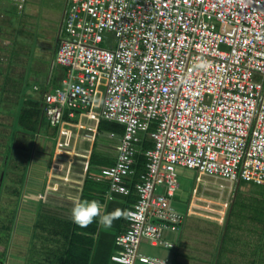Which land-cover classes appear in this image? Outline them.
Segmentation results:
<instances>
[{
	"label": "built area",
	"instance_id": "obj_1",
	"mask_svg": "<svg viewBox=\"0 0 264 264\" xmlns=\"http://www.w3.org/2000/svg\"><path fill=\"white\" fill-rule=\"evenodd\" d=\"M63 27L56 62L66 74L43 96L59 140L36 198L43 208L64 179L74 185L72 203L87 178L109 183V201L134 188L127 210L139 209V218H124L111 262L171 264L140 249L176 247L165 234L184 222L173 204L179 167L199 172L198 210L221 209V218L231 203L206 200L213 187L232 196L242 182L264 188V0H70ZM102 121L125 131L114 165L90 174ZM74 135H84L88 149L63 140ZM145 137L153 148L140 151ZM63 153V172L76 166L79 179L58 172ZM140 153L145 170L133 181ZM58 199L67 201L64 193Z\"/></svg>",
	"mask_w": 264,
	"mask_h": 264
},
{
	"label": "trees",
	"instance_id": "obj_2",
	"mask_svg": "<svg viewBox=\"0 0 264 264\" xmlns=\"http://www.w3.org/2000/svg\"><path fill=\"white\" fill-rule=\"evenodd\" d=\"M64 35V27L62 28V34ZM14 91V90H13ZM11 91V93L13 92ZM3 104L6 106L11 105L9 99L12 97L5 98V95L2 94ZM7 102V103H6ZM1 103V104H2ZM12 103V102H11ZM40 102L34 99H26L24 100V106L22 110L15 117V124L6 127V134L4 131H0V137H6L7 142L2 146L0 151V156L5 164H7V169H3L0 166V206L1 208H10L11 217L7 220L0 219V235L5 236V239H1L0 236V246H4L2 252H0V264H6V259L8 257L10 245L12 238L11 233L13 228L16 226L18 209L20 202L23 198L24 188L26 186L29 164H30V149H32L31 138H36L38 131L41 129V117L42 111L40 110ZM1 113V110H0ZM99 134L101 138L104 139V134L112 135L114 134L117 137H122L125 131L123 125L116 122L102 121L98 128ZM144 142L140 147V151L147 150L153 148V143L148 137L144 138ZM30 148V149H29ZM26 152L29 155L28 160L25 163H20L14 158H16L17 151ZM31 151V150H30ZM18 153V154H19ZM24 154V153H23ZM93 156H96V151H94ZM93 159L91 160L90 170H94V168L100 167H109V164L106 162H100ZM7 159V160H6ZM138 166L136 169V176L133 178V181L139 180V176L142 172H144V156L140 153L137 155ZM10 162V163H9ZM112 166V165H111ZM91 173V172H90ZM12 177L10 179L7 176ZM246 183H240L238 187V192L240 191V187L245 185ZM252 187L260 188L254 190L253 192L259 193V196L256 197L257 201L253 202L254 208L257 213L264 214V188L259 186ZM15 186H17L15 188ZM110 189L109 183L104 180L103 182H96L91 180L90 178L86 179L81 200H96L99 201L100 204L106 206L104 215L111 213L117 208L121 210H127L130 208L136 201L137 196L134 193V188H132V193L130 196H122L121 201H109L107 197V191ZM12 194L13 201H8L6 205H3L4 201L1 197L2 195ZM240 194V192H239ZM238 193L233 197L231 201V205L227 210V220L225 226H223V231H229L231 227H234V223L232 224L233 218L240 216H235L240 212L239 207L249 206L247 203H238L237 202ZM241 200V199H240ZM245 202V201H244ZM41 209V208H39ZM252 212V210H251ZM72 210L64 208L62 202L57 200L48 199L45 205L44 212L42 214L41 210H39L38 219H42V226L40 230V234L38 236V243L36 249L33 250L32 255L27 259V263L29 264H113L111 262V256L113 255V251H118V247L115 245L116 236L106 232V228L101 226L98 222L99 218L96 219L91 225L87 228H80L74 222L72 224ZM243 219L241 222L249 221L252 224H256L255 230L260 229V226L264 227V219L258 220L253 215L242 216ZM264 217V216H263ZM73 225L72 232H70V226ZM119 227V228H118ZM262 227V228H263ZM111 228H118V232L124 231L126 228V223L123 217L113 222ZM36 230V228H35ZM34 230L33 238L36 236ZM122 231V232H123ZM120 234V233H119ZM257 234V232H256ZM223 238L225 234L222 235ZM36 238V237H35ZM221 238V240L223 239ZM262 246H264V236L261 241ZM252 245V244H251ZM264 251V250H263ZM103 253V254H102ZM246 257L243 259L245 264H264V257L258 262V258H254L253 252L250 254H245ZM218 264H223L221 260L218 261Z\"/></svg>",
	"mask_w": 264,
	"mask_h": 264
},
{
	"label": "crops",
	"instance_id": "obj_3",
	"mask_svg": "<svg viewBox=\"0 0 264 264\" xmlns=\"http://www.w3.org/2000/svg\"><path fill=\"white\" fill-rule=\"evenodd\" d=\"M0 19H2L4 24H7L8 26V30L6 28H1L0 27V53L1 51H3L5 56L1 57L0 54V60L2 58H5V62L6 59L10 60V65L14 66V65H21L19 68H17L15 70L14 76L10 75L8 78V80H6L5 82H1L3 80V78H1L3 75H5V73L7 74V72L10 71L11 67L9 64H6L5 62H0V107H4L3 111H1L0 113V131L1 130H8L6 127H9L10 125H13L11 123V121L15 120V117L18 115V113L20 112V110H22L23 106H24V100L30 98V99H34L39 101L40 103V110L42 111V117H41V129L38 131L36 138H31V144H33V142L36 140V143H34V147L31 149L30 153V164H29V171H28V177H27V182H26V186L24 188V192H26L25 198H29L28 200V204H25V202L22 201L20 202L19 205V209H18V215H17V221H16V227H19L22 224V220L26 219L25 216V211L22 210L24 209V207L26 206L27 210H32V212H27L26 215H32L31 217H29L28 221V231L25 233V237L28 238L27 244L24 245V248L27 246L28 251H27V256L25 253V256L22 258V261L25 259L27 260L31 255L34 249H36L37 247V243H38V236L40 234V230H41V226H42V217L41 218H37L38 214H39V210H41V212H43V208H42V203H40L38 200L34 201L32 199L36 198V193L39 192V190H42L43 187H45V176L47 173V169L50 166V161L51 158H53L55 152H56V147H57V142L59 140V134L56 131V129L51 128V126L49 125V122L47 121V118L45 117L44 113H43V96L45 93L51 92L50 89H52V91H54L57 87L60 86L62 79L65 77V71H59L60 76L56 78V84L52 87L49 88L48 87V82L51 81V79H49L50 77H47V74L45 76V80L47 81L46 83V87H42L39 86L37 84H34L33 88H30L31 83H30V77H27V73L29 71V64L26 62V57L21 56V54L27 53V49L25 48L26 44L28 45V39H29V35L25 32L26 30V26H27V19H26V15L27 13L25 12V6L27 4V0H24L22 2V0H9L11 3H7L5 0H0ZM6 11V16H4L1 11ZM62 23H64V12L62 13ZM26 20V21H24ZM20 27H23V29L18 30V33H24V37L21 36V40L19 39V34L16 33V30L19 29ZM62 34V32H61ZM59 36V34H58ZM57 36V39H58ZM61 38V36H59ZM16 40V42H18V44H20V48H18L17 50L21 53H17L15 52L14 56H12L13 50H11V48H14V41ZM2 41V42H1ZM22 42V43H20ZM24 46V47H23ZM20 55V56H19ZM56 61V58L54 59ZM54 60H52V64L54 63ZM24 65L25 67V72H23L22 66ZM5 67V68H4ZM4 68V70H3ZM53 72V68L49 67V73ZM14 90V91H13ZM11 91H13L11 93ZM2 94L5 95V98L8 97H12L11 99H9L10 104L9 106H6L5 104H3V99H2ZM12 102V103H11ZM2 103V104H1ZM7 103V102H6ZM6 126V127H5ZM71 130V129H68ZM76 129H73L70 131V133L73 131H75ZM68 133V134H70ZM120 138L121 137H111V135H108L107 137L101 138L100 140V135L97 136L96 142L94 144V149H93V154L94 151H96V156H92V159L94 157L95 160L100 161V162H106L107 164H109V167L112 165H114V163L117 161V157L115 152L117 150V147L119 146L120 143ZM61 139V138H60ZM64 141H68L70 143V147L74 150L79 149V150H86L89 147V143L86 140L85 136H79V137H75V135L73 137H63ZM108 145V148L106 145ZM37 149V150H35ZM112 149V150H111ZM26 154V153H25ZM22 155V154H21ZM28 155V154H27ZM60 160L63 162L61 163V165L58 168V172L62 175V178L64 177H68L69 179H79V176L76 175V172L79 173L78 169L76 168V166H74L72 168V173L71 174H66L63 172V170L67 167V165L69 163L66 162V157H68L65 153L61 154L60 156ZM40 159V164H36L32 167L31 164L34 161H37ZM42 160H45V162H43ZM24 163L26 161H23ZM63 164V165H62ZM180 171H182V168L179 169ZM190 170V169H189ZM31 171V172H30ZM100 171V167L94 168V170L89 169V172H91L90 174H97ZM195 171V170H194ZM66 174V175H65ZM179 174V179H180V189L176 195V198L173 201V204L180 210L182 211L181 208H179L180 203H185L187 200L184 198V193L190 191V189L192 188V182L189 183L186 182L185 180H182L180 176H182V173L180 175V172L178 171ZM65 180V179H64ZM64 180H60V181H56V185H57V192L54 193L52 195V197H49V199L54 200L58 199L61 197V194L64 193V197L67 199V201H62V204L64 206V208L66 209H70L72 210L73 208V203L71 201H68L70 198L73 199L72 197V192L75 190L74 189V185L72 184H66L64 183ZM38 182V184H37ZM190 185V188L188 187ZM195 186V185H194ZM239 186V185H238ZM197 187V186H196ZM196 187H193L192 190V196H193V191ZM213 187L212 190H214ZM39 189V190H37ZM191 193V192H190ZM210 193V192H208ZM205 193L203 194L204 198L207 200H211V201H217L216 198H208L207 194ZM236 193V192H235ZM234 193V195H236ZM222 196V195H221ZM235 197V196H234ZM23 198H24V193H23ZM22 198V200H23ZM26 198V199H27ZM123 198L121 195H116L115 201H121ZM228 198V197H227ZM59 200V199H58ZM176 200H178L179 202H176ZM61 201V200H60ZM192 201L195 202L194 205H196L197 200H194L192 198ZM191 201V202H192ZM220 202L224 203L225 201H227V199H220ZM205 202H200L198 205H201ZM217 205V203H216ZM106 206L101 207V215H104V211ZM41 208V209H39ZM198 208V207H197ZM213 211L216 213L220 212L221 209L216 210L213 209ZM204 212V211H203ZM196 215V220L194 224L195 227V231L197 228L196 233H200L201 231L203 232L205 230V232H208L209 235L213 233V231H211V229L206 225L207 222H203L204 220H208L206 219L208 217V215H204V217L202 215H200L199 213L194 214ZM193 215V216H194ZM204 218V220L202 219ZM212 219H216L215 223L212 224H217L221 226V231H220V235L219 233L217 235H215L214 233L211 235L215 238H219L220 243H221V238H223V236H221V232L223 233L222 229L223 226H225V224L227 223V217L222 218L221 219V223H220V219L217 217H213ZM201 221V222H200ZM71 222L73 224V220L71 218ZM214 222V221H212ZM233 222V221H232ZM220 223V224H219ZM71 224L70 226V232H72L73 229V225ZM233 224V223H232ZM184 225V222H183ZM182 225V229L178 233L177 236H175V239H172V241L174 243H176V247L174 249H164V248H158V247H152L147 243H143L146 246H150L151 248H148L147 251L142 250V248L140 249V252L142 254L148 255V256H153V257H159L162 259H166L168 261H170L171 264H189L190 261L193 260H188L191 258H195L192 257L190 255V253L185 252V250H189V237L191 236H187V234H185V230L187 228H184V226ZM211 226V224H208ZM234 225V224H233ZM36 228V230H35ZM119 228V227H118ZM118 228H106V232H109L110 234L113 233V235L117 236L119 233L118 232ZM202 229V230H201ZM231 229V228H230ZM34 230L36 233V238H33L34 235ZM175 233V234H176ZM15 235V234H14ZM202 236H204V234L201 233ZM233 234L229 235V231L228 234L226 235V237L224 238H228ZM23 238V237H21ZM15 240V243H13V241ZM219 240L218 243H219ZM213 242V244H217ZM211 243V241H209ZM208 242V243H209ZM213 244H209L208 245V250L212 248ZM11 247L12 246H17L16 243V238L15 236L12 238L11 241ZM20 246V245H19ZM117 251H113V254H115ZM149 252V254H148ZM209 252V251H208ZM151 253V254H150ZM211 253V252H209ZM245 252H243L242 254H244ZM103 254V253H102ZM233 254V252H232ZM238 254V253H237ZM19 261H21L20 256L18 255ZM208 258H210V254L208 255ZM205 257L201 258V260H198L200 262H203V264H205L206 260H204ZM231 260V259H230Z\"/></svg>",
	"mask_w": 264,
	"mask_h": 264
},
{
	"label": "rangeland",
	"instance_id": "obj_4",
	"mask_svg": "<svg viewBox=\"0 0 264 264\" xmlns=\"http://www.w3.org/2000/svg\"><path fill=\"white\" fill-rule=\"evenodd\" d=\"M7 3H13L10 2L9 0H5ZM1 2V1H0ZM70 0H27V4L25 6V12L27 13L26 15V19H27V26H26V30L25 32L29 35V39H28V45L26 44L25 48L27 49V53L21 54V56L26 57V62L29 64V71L27 73V77H30V83L31 86L30 88H33L34 84H37L39 86L42 87H46V83L47 81L45 80V76L47 74V77H50L49 79H51V81H49L48 87L52 88L55 84H56V78L60 76L59 71H63L64 72V68L59 66L57 64V62L54 60L57 57V53H58V48L60 46V41L58 42L57 40V36L59 34V30H60V26H61V22H62V13L65 11V8L68 6ZM1 13L6 16V11H1ZM3 20L0 19V27L1 28H6L8 25L4 24L2 22ZM26 21V20H24ZM8 30V27L6 28ZM23 29V27H20L19 29L16 30V33H18V30ZM19 34V39L21 40V36H25L24 33H18ZM60 36H62L60 34ZM61 39V38H60ZM2 42V41H1ZM22 43V42H20ZM14 48H11V50H13L14 53H12V56H14L15 52L17 53H21L19 52L17 49L20 48V44H18V42H16V40L13 43ZM104 46V45H102ZM24 47V46H23ZM1 57L5 56L3 51H1ZM20 56V55H19ZM52 60H54V63L52 64ZM0 62H5V58H2L0 60ZM6 64L10 63V60L6 59ZM10 65V64H9ZM21 66V65H20ZM19 65H10L11 69L9 72H7V74L5 73V75H3L1 78H3V80L1 81L2 83L5 82L6 80H8L10 75L14 76L15 70L17 68L20 67ZM1 67V65H0ZM49 67L53 68V72L49 73ZM5 68V67H4ZM3 68V70H4ZM23 72H25V67L24 65L22 66ZM59 70V71H58ZM48 72V73H47ZM66 73V71H65ZM50 91L52 92V89H50ZM4 107H0V110L3 111ZM5 110V109H4ZM11 123L14 125L15 124V120L11 121ZM3 130H1L2 132ZM8 132V131H7ZM6 131H4L5 135L7 133ZM7 135V134H6ZM104 137H107L108 134H104L102 135ZM101 140V137H100ZM7 142L6 137L3 138L2 136L0 137V151L2 149V146ZM34 143H36V140L33 142L32 147H34ZM106 145V144H105ZM108 148V145H106ZM30 149V148H29ZM31 150V149H30ZM29 150V152H30ZM37 150V149H35ZM112 150V149H111ZM19 153V151H17ZM20 152H22V150H20ZM16 154V158H14L15 160L18 159V161L20 163H24L23 161H27L29 155L25 154L26 152H22L19 154ZM24 153V154H23ZM119 153V149L117 147V150L115 152L116 156ZM22 154V155H21ZM118 158V157H117ZM3 156L1 158L0 156V166L3 169H7V164L4 163L3 161ZM7 160V159H6ZM43 162H45V160H42ZM36 164H40V159L37 161L32 162L31 166L33 167ZM10 163V162H9ZM182 167L178 168V171L180 172V175L182 173L181 179L185 180L186 182L189 181V183L192 182V188L190 189L189 193L185 192L184 193V198L187 200L185 203H180L179 208L182 209V213L184 215V228H187L185 230V234H187V236L189 237L188 241H189V250H185V252L190 253V255L192 257L195 258H191L188 260H193L190 261L189 264H203V262H200L198 260H201V258L205 257L204 260H206L205 264H218V261L221 260L223 262V264H245L246 262L243 261V259L246 257L245 254H250L251 252H253V256L254 258H258V262L259 259L261 260L264 257V246H262L261 241L263 239L264 236V227L263 225L260 226V229H256V224H252L249 221H245V222H241V220L243 219V215L244 216H248V215H253L254 218L256 217L258 220H263L264 219V214H260L257 213L254 208V205H252V207L250 206L253 202L257 201V198L259 196V193L257 192H253L254 190L260 189V188H255L252 187L251 185L245 184L243 186L240 187V194L238 192V190L236 191V195L238 193V198H237V202L238 203H247V205L249 206H244V207H239L240 212H235L238 213L235 216H240L239 219H237L238 217H234L233 218V222L234 223V227H231V229H229V235H231L230 237L223 238L220 240L219 238H215L213 236H211L213 233L215 235H217L219 233L220 235V231H221V226L217 225V224H212L216 222V219H212L213 217H217L220 219V223H221V217L218 213L215 214L214 211L212 210H208L205 213L202 210H198L196 205H193V201L192 198L194 199V196H192V190L193 187H196L197 182L199 181V172L194 171V170H189L187 168H182V171H180L179 169ZM31 172V171H30ZM1 174V173H0ZM12 177V175L7 176L8 179H10ZM29 178V177H28ZM209 180V179H208ZM210 181V180H209ZM189 185V184H188ZM195 185V186H194ZM17 186H15L16 188ZM190 188V185L188 186ZM219 187L214 188V190L211 193L207 194L208 198H216L217 200H222L225 198L228 199V203H231L233 196L227 194L228 191H225V193L222 195L220 194L218 191ZM191 192V193H190ZM26 192H24V198L22 200V204L23 202H25V204H28V200L29 198L27 195V199L25 198ZM222 195V196H221ZM3 198V205H6V203L8 201H13V195L12 194H6V195H2L1 196ZM228 197V198H227ZM241 199V200H240ZM32 200H36L37 198H34ZM192 201V202H191ZM245 201V202H244ZM176 202H179L178 200H176ZM218 209L220 207H217ZM45 209V205L43 206V210ZM214 209V208H212ZM216 209V208H215ZM25 211V216L26 219L22 220V224L19 227H14L13 231L11 233V237L16 238V243L17 246H12L9 249V253H8V257L6 259V264H29L27 263V260H23L22 258L25 256H27V251L28 248L27 246L24 248V245L27 244L28 238L25 237V233L28 231V224H29V217H31L32 215H26L27 212H32V210H27L26 206L24 207V209H22ZM190 210H192L195 214L199 213L200 215H202L204 217V215H208V217L206 219L208 220H204V218H202L204 221H200L201 223L203 222H207V226L211 229V231H213L212 234L209 235L208 232H205V230L200 233H196L195 231V227L194 224L195 220H196V215L193 216L190 215ZM217 210V209H216ZM252 210V212H251ZM11 209L10 208H1L0 206V219L1 220H7L11 217L10 213ZM44 212V211H43ZM42 212V214H43ZM33 213V212H32ZM227 214V212L225 213ZM214 221V222H212ZM219 223V224H220ZM208 224H211L208 225ZM263 227V228H262ZM202 230V229H201ZM223 231V229H222ZM257 232V234H256ZM204 234V236L201 235ZM15 234V235H14ZM221 234H225L224 237H226V235L228 234V231H223V233L221 232ZM178 233H166L165 236L167 239L172 240L175 239V236H177ZM221 235V236H222ZM1 239H5L4 234L0 235ZM23 237V238H21ZM219 240V243L218 241ZM211 241V243L209 242ZM217 244H213L216 243ZM209 242V243H208ZM13 243H15V240L13 241ZM209 244H213L211 249H207ZM252 244V245H251ZM20 245V246H19ZM4 246H0V252L4 251L3 250ZM148 248H151L150 246H146L144 244H142V250L147 251ZM211 253H209V252ZM233 252V254H232ZM243 252H245L244 254H242ZM238 253V254H237ZM149 254V252H148ZM151 254V253H150ZM210 254V258H208V255ZM18 255L21 258V261H19ZM25 256V258H26ZM245 256V257H244ZM231 259V260H230Z\"/></svg>",
	"mask_w": 264,
	"mask_h": 264
},
{
	"label": "clouds",
	"instance_id": "obj_5",
	"mask_svg": "<svg viewBox=\"0 0 264 264\" xmlns=\"http://www.w3.org/2000/svg\"><path fill=\"white\" fill-rule=\"evenodd\" d=\"M238 185L236 188L237 190L239 187ZM212 191L213 190H211L210 193ZM219 193L221 194V192H219ZM234 196L235 195H233V197ZM217 201H219V200H217ZM101 207H102V205L100 204L99 201H96V200L80 201L79 198H75L73 201V208H72V213H71L72 220L80 228H87L94 221H96L97 218H99L98 222L101 226H103L105 228H111L113 225V222L115 220L120 219L121 217H123L125 219H129V220H133V221L137 220L139 218V209L137 212H133V211L121 210V209L117 208L116 210L112 211L111 213L101 215Z\"/></svg>",
	"mask_w": 264,
	"mask_h": 264
},
{
	"label": "water",
	"instance_id": "obj_6",
	"mask_svg": "<svg viewBox=\"0 0 264 264\" xmlns=\"http://www.w3.org/2000/svg\"><path fill=\"white\" fill-rule=\"evenodd\" d=\"M66 9H67V7L65 8V11H64V16H65V14H66ZM63 22V21H62ZM61 22V26H60V30H59V36H60V34H61V32H62V28H63V23ZM58 36V42L61 40L60 39V37Z\"/></svg>",
	"mask_w": 264,
	"mask_h": 264
}]
</instances>
